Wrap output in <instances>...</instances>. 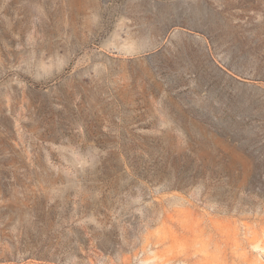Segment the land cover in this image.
Segmentation results:
<instances>
[{"label": "rangeland", "instance_id": "374dc122", "mask_svg": "<svg viewBox=\"0 0 264 264\" xmlns=\"http://www.w3.org/2000/svg\"><path fill=\"white\" fill-rule=\"evenodd\" d=\"M0 264H264V0H0Z\"/></svg>", "mask_w": 264, "mask_h": 264}]
</instances>
